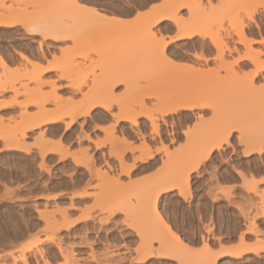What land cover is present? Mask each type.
Returning a JSON list of instances; mask_svg holds the SVG:
<instances>
[{
    "label": "rangeland",
    "instance_id": "374dc122",
    "mask_svg": "<svg viewBox=\"0 0 264 264\" xmlns=\"http://www.w3.org/2000/svg\"><path fill=\"white\" fill-rule=\"evenodd\" d=\"M59 1L61 2L62 0H5V2L12 5V7H0V12L3 13V15L7 16L12 14L15 17L22 19L21 21H25L29 24H37L36 26H38V24H45L46 22H49V25L53 22L54 24H56L55 22H59L58 24L63 23L62 25L60 24V26L65 28L66 26L69 27L74 25V27H71L73 28V38L60 41L45 38L41 34H30L21 24L11 28L0 27V51L6 58L9 66V69L7 68L8 71L7 69L4 70L3 68H0V85L3 86V84L6 83V86H4L8 88L7 90L1 91L0 103H8L10 101L13 103L15 102L11 108L2 109L3 111L0 110L2 113H0V117L2 116V118H0V135L5 137L13 136L17 139L19 137L20 141H26L31 147V151L28 153L6 149L4 146L6 142L3 139H0V233L6 231L9 235H14L16 230L21 227L24 228L26 225H33V223L37 225H35L36 227H34L26 237L15 242V244L7 246L6 248L0 247L2 250H0V264H24L21 260L14 263L15 261L13 257H5L4 255L9 251L11 252V250L14 251L16 255H19L18 252L24 244L31 243L37 239H40L43 242L34 246L32 252H36L38 249H43L47 254L56 251L57 255L52 259L56 261V264H113V262L114 264H133L134 260L135 264H141V262L137 261V258L142 255L141 250L144 249V245L146 246L147 243H150L153 240L152 245L156 251V248L158 247L159 249L161 243L160 241H157V239H153L149 232L147 233L145 230L143 232H136V230L133 229L134 227L131 225L132 221L138 223L137 225L140 227L143 224L142 222H146V216L142 215V213L138 215L139 217L134 214L135 212L131 214V211L135 210L133 207L138 206L140 201L142 204V199L144 198L142 195L147 191L153 192L154 189L151 190L153 185V188L157 185L162 188L159 183H162V186L166 187L164 184L165 182H168L171 189L179 188L178 186L182 183V180H184L183 177H186L187 175L184 173H188L190 168V166H186L187 169L183 164H191L193 161L195 162V160H197V157L199 159L207 147L210 146V140L212 141L213 137L217 136V133L220 134H218V136H224V133L234 126L238 130L233 132L232 135L235 136L237 141H242V144H233L231 139H229L228 147H230L232 151H228L226 155L224 153L219 154L218 156L212 154L209 160L207 159L203 162L200 167L206 164L217 166L224 163L234 166L248 165L253 168L256 167L257 169H264V159H262L264 153H258L255 148L262 146L264 149V90H261L255 84L256 75L254 74L253 76L252 74L257 70L256 65L264 62V46L261 44L262 40L256 41L254 38L249 37L250 30L248 29L249 27H256L260 34H262L261 39L264 38V28L261 27L262 22H264V13L261 14V11L264 12V0H216L212 6H206L207 0H196L195 4L192 5L187 2L185 5H189L187 7V11H189L188 17L184 16L185 9L183 6L185 5H182V7L180 6L177 10V15L184 17V19L186 18L185 20L187 21L191 20V17L192 20L197 18L196 25H199V29L201 30L199 34L194 36L196 38L189 40L186 43L171 46L172 51L170 54L172 55V63L166 62L158 52L152 53L153 49L156 47L154 44L159 46V43H162V41L152 42V40L157 34H165V32L169 33L173 30V27H178L173 21L167 20L165 24H163V26H167L166 31H164L163 27L160 28V26H154L151 29V32H154L155 35H152L149 30H145L144 27H142V29L147 32L142 31L140 28L138 29V26L140 25H136V29L140 30L142 33H138L136 30V33L133 32V37L138 34L136 36L137 38H133L129 35L131 30L129 33L126 31L123 32V34H118V32L122 33L119 29L124 28V26H126L127 29V25H129L128 28H130L132 27L130 26L131 24L136 23L132 22L131 24H125L119 29H117L115 25H111L115 27L116 30L109 25L110 22L107 24L106 22L104 23L94 20L91 12L86 13L83 9L84 12H76L80 9L75 6L72 8L71 5H68L69 3L64 5L65 0L61 3ZM198 1H200V4ZM165 2L164 5H168L165 10L171 9V5L169 4L173 5V1H169V4H167L168 0ZM178 2H174L176 7L181 3ZM97 3V0H90L89 6L96 7ZM224 4H228L230 7L223 11L224 7H226ZM75 8H77V10H75ZM174 8L175 7H173V10H175ZM192 8L194 11H199L198 14H196L197 12H194ZM97 9L101 12H106L99 8ZM69 10L75 13V16L77 15L78 20H75L76 17L75 19L72 17L74 14H71ZM200 13L201 17H198L200 16ZM89 14L91 16H89ZM195 15L197 17H195ZM135 19L131 21L136 22ZM147 21L143 23V26L146 28L149 25H147ZM137 24L139 23L137 22ZM185 24L186 27L189 26L188 23ZM68 27V30L71 29ZM241 27H244V32L247 38L253 39L254 42H252V44L249 45V43H244L241 39L240 32H236V29H241ZM132 29L134 30L135 27H132ZM178 31H180L179 27ZM128 35L131 38L128 37V39H126ZM214 38L223 39L225 44L223 50L222 48L218 49L215 47L212 42ZM75 39L78 40V43ZM69 40H71V44L68 43ZM40 43H42L43 50L40 49ZM77 44H79V46H76ZM107 50L109 53L106 55L103 52L107 53ZM220 50L224 51V55L221 54L222 51L219 52ZM18 52H24L34 62L37 61L38 64H41V66L47 67V65L49 66L50 63H52L54 67H52L53 69L45 71L43 74L38 70H34V72L32 69L34 66L31 64L27 65L21 59ZM82 52H84V56H82ZM86 53H89V55ZM236 54L237 56H235ZM247 54H253V59H247L254 65V69L249 72L244 70V65H242L241 61L234 63L238 57ZM173 57H175V59H173ZM176 61L178 64H175ZM17 67H19V70L15 71L14 68ZM10 68L12 70H10ZM109 68H111L112 72H116L114 77L118 74V79L121 78L120 81L124 80L122 82L135 91L132 93H123L124 96L123 94H116L113 91H111L113 93L107 91V94L103 93L102 95L101 90L104 88V90H109L108 83L110 82L107 81L112 80L109 79L110 77L106 76L107 74L105 75L107 71H110L108 70ZM27 71L31 74L30 76L26 73ZM30 71H33L36 76L40 73V77L43 81H53V83L55 82L56 84L53 85L48 82L49 84H44L42 86L37 83L34 78L36 76L34 74L32 75ZM117 72H120L121 74ZM103 73L109 80L103 76L100 78ZM124 73L126 76H124ZM185 74H190V77H187L188 79L182 84L179 83L177 87L172 86L171 83L175 76L180 77ZM32 76L34 77L31 78ZM102 81L106 82V84ZM99 83L108 87H104ZM11 85H15L20 93L10 90ZM87 86L88 94H80L78 92L66 93L67 89L78 91ZM139 86L145 87L139 89ZM255 89L257 90L255 91ZM172 90L173 92L170 94ZM137 91L139 92L137 93ZM151 91L153 93H151ZM169 95H173V99L177 97H180L181 99V96H184V99L185 97L188 99V103L208 102L211 103L212 106L208 104L205 109L196 108L193 111L183 110L174 113L173 118H169V116L173 114H162L159 110L162 111L163 107L160 105V101H158L160 98L157 99V96L168 97ZM58 96L61 98L59 97L60 99H58ZM102 98L105 99V101L108 99L107 101L112 103L109 111L112 113V116L114 115L113 123H116V125L114 124L115 129L114 131L112 130L113 132L111 133L109 132L111 131L109 129H113L111 127L113 123L108 127H101L98 123L101 121L100 118L102 113L100 110L96 111L94 109L89 116H79L74 124L68 129H66V122L71 120V117L66 115L63 121L45 126L46 128L43 126V129H33L28 131L25 138L21 134L24 127L28 124V120L29 124L39 121V113L43 109L46 111H57L65 107L66 110H69L70 108L68 109V107H71L72 105L75 107L80 104L81 108L79 107V110L82 111L81 109H85V106H87L86 104L89 101L101 102ZM178 98L177 100H179ZM251 98H255V101H251ZM140 104L145 105L147 111H149L148 108H152L150 112L153 110L152 114L156 120L157 114H159V120H157V122L160 124V132L157 133L154 131L151 122L145 118H141L138 125H132L129 121H120V123H128L130 129L136 135V138H141V141L138 143L137 140L132 141L124 135L119 136L118 127L120 123L118 122L117 124L116 122V114L120 112L122 106L124 108L133 107V109L140 110ZM114 107L117 109H114ZM186 113L189 114V119L184 121L183 118H185ZM33 115H36L35 118ZM198 117H203V119L199 120V123H197ZM189 120L192 121L191 125L188 124ZM145 121L148 123L147 125L150 126V135H146V133L142 131L141 125ZM161 122H163V124ZM181 125L183 126L181 127ZM20 126H24L22 127L23 129H21ZM50 128H52V131ZM189 128L191 131L187 136H184L185 131ZM100 129L104 131L103 137H101ZM39 130L50 131L49 133L51 134L48 133V137L54 142V145H52L53 151L49 152L44 157L48 170L43 169L40 166L43 162V157L41 156V150L36 144ZM220 131H223V133L221 134ZM61 139L64 145V150L60 149L59 145H56V141L58 142ZM105 139L109 141L107 142ZM173 139L177 142L175 146L173 145ZM251 139L254 141L253 145ZM99 140H105L106 142L101 144V147H98L96 142ZM118 140L121 141L119 142ZM125 140L128 141V144L122 145ZM247 141H249L250 148ZM142 142L145 144L147 143L154 154L153 158L150 159L156 158V161H154L151 166L160 165V168L156 173L147 176L148 178L143 177L133 179V169L130 171V174H127L124 170L137 162L135 161V158L144 155L141 151L144 152L146 149L144 144L141 145ZM115 144L122 145L120 152H125L124 154L122 153L123 161L125 165H128H126L124 170L123 167L125 165L122 166L120 164L121 161L120 159L118 160L119 157L115 154H111V151L113 150L112 147H114ZM126 145L128 146L127 149ZM251 145L252 147L256 146L252 148ZM129 146L139 147H135L136 149H133L132 147L131 149ZM241 148L242 153L245 156L253 154V156L248 159L251 161L244 163V161L235 159V155ZM85 149H88V154L94 157V164H91L92 166L90 165L89 168L86 166L87 163H83V161L86 162L84 156H81V151H84ZM250 149H253V151L248 154L247 150L249 151ZM221 150L222 149H218L216 151ZM128 153L134 155L132 163H129L126 159ZM200 153L201 155L198 156ZM62 154H67L66 158L61 159ZM82 157L84 160L82 159L83 161L81 160L80 164L79 159ZM146 157V155L143 156V158L141 157V160L149 159ZM139 160L140 158L138 161ZM114 161H117L121 166V173L118 175L119 178L118 176H115V174V178L113 177V171H115ZM72 164L76 167H80V173L73 168ZM99 167L103 170H101L102 172L106 171L109 174L107 178L110 180L113 179L116 183L118 181L125 182L123 178L128 177L129 182H125V184L127 185L131 183L130 185L134 186L137 182L135 186L138 187H134L135 192L130 190L133 187H128L130 191L127 188H123V190L121 189L123 192L121 190H114V194H118H115L116 197L113 195L115 201L112 198L113 193L110 194V192L106 191L110 196L108 198L106 197L107 199H103L102 196L99 195H104L105 189H103V192L102 183L107 182V179L103 182V177L101 179V177L97 175L95 171L100 169ZM106 168H108V170ZM67 175H69L72 180L74 178H79L81 181H86L84 189L87 192L89 191L88 193H91L90 196L86 198L87 204L84 205V207L78 205L75 199L76 197H79L78 195L81 191L74 192V195L70 197L68 196L70 194L68 189L62 188V185H55L64 181L63 177H66ZM244 175L246 174L242 173L244 178L242 187L245 193H236V191L231 188L220 190L219 193L228 198L246 196L249 198L254 197L258 200L256 202H251L252 206L250 208L252 211L253 209H256L257 211L255 213L240 207L245 221L242 222L244 231L241 235L244 239L240 237L239 244L242 245L244 241L245 244L254 249H263L261 247H264V227H262L264 222L259 221V219L260 217H264V196L261 195V193H264V187H261L260 180H256L253 174L251 175V179H248V176ZM116 177L118 180H115ZM179 179H181V181ZM113 180L110 182H114ZM137 180L140 181L138 182ZM132 181H134V185L132 184ZM100 184L101 186H99ZM189 186L191 188V193L186 196L187 198H191L193 194L192 172H190ZM100 187L101 189H99ZM84 189L82 192H84ZM100 190L102 191L101 193H99ZM159 190L157 189V191ZM94 192H96V194ZM123 193L127 194V196L123 195ZM120 194L124 197H119ZM161 195L162 193L158 196V203L160 207L161 204L164 207V209L161 208L162 212L166 214L164 211L166 205H169V207L175 211L174 208L180 204L177 197L163 199ZM215 196L217 197V195ZM100 197L104 200L103 203L105 206L101 204L102 200ZM140 197L142 199H140ZM138 199H140V201H138ZM107 200L113 201H109L113 204H108L109 202ZM105 202H107V204H105ZM66 206L68 208H66ZM88 207H90L91 210L89 209L88 216L83 219L92 227L80 231L78 234L77 230H73L74 226L78 223H75L70 229L67 228L66 225H63L65 224L63 208H66V215L71 220L75 219L72 216L75 211L81 212L79 217L83 214L86 215L83 212L84 209ZM93 207H95V209ZM44 208H48L50 211L55 209L53 211L55 212V215L52 214L50 220L40 217L37 209L44 210ZM58 208L63 210L61 211ZM117 209H121L122 211H117ZM133 215L136 217L134 218ZM55 219L57 220L58 227H56V223L54 224L53 222ZM125 220H127V225L125 224ZM128 225H131V227ZM103 226H106V228H111L113 226L115 228V233L113 234L118 236L123 243L114 244L110 241H106L107 243H105L104 246L106 245L107 248H104L103 250L97 248V244L101 243L99 240L103 239L101 237ZM143 226L145 225L143 224L142 227ZM211 230L212 229L210 228L209 231ZM107 234L109 237L113 235L110 231ZM51 239L55 240L52 241ZM147 239L149 240L146 243ZM90 241L92 243H88ZM134 243L139 245L138 252L131 247ZM59 247L63 248L65 256L61 254L59 250L61 248ZM69 250L70 252H68ZM46 258L48 257L46 256ZM41 259L42 257H40L38 261L40 264H44L45 257L44 260ZM207 261L210 262V260ZM145 262H143V264H147V262ZM49 263L51 264V262ZM203 263L206 264L205 262ZM175 264H179V262L176 260ZM217 264H219L218 260ZM228 264H264V252H261L259 255L251 253L240 259L230 257Z\"/></svg>",
    "mask_w": 264,
    "mask_h": 264
},
{
    "label": "bare ground",
    "instance_id": "6f19581e",
    "mask_svg": "<svg viewBox=\"0 0 264 264\" xmlns=\"http://www.w3.org/2000/svg\"><path fill=\"white\" fill-rule=\"evenodd\" d=\"M63 2H64V0H62ZM61 1V2H62ZM172 2L173 1V5L172 4H169L170 2ZM181 2V3H179V2ZM168 0V2H167V4H169V5H171L170 6V8L172 9H166L165 10V8H166V6H168V5H163V6H165V7H163L162 5H159V6H161V8H160V12H159V9L157 10V9H154L155 11H153V9L151 10V12H149L148 14H144V15H139V16H137L138 18L137 19H135L136 20V22L134 21V23H136V24H131V22L132 21H130V26H132V27H135V29L133 30L132 29V27H130V28H128V26L129 25H127V29H126V26H124V24L127 22V23H129V21H126L124 18H122V17H120V16H117V15H108V13L106 14V13H103V12H101L100 10H98L97 9V11H100L101 12V15L100 16H97L96 14H95V12H93L92 11V8H96V7H91V6H87V7H85V8H80V7H77V3H78V0H65V2H66V4H65V2H64V5H67L68 3V5L70 6L71 5V7L73 8V6H75V7H77V8H79L78 10L79 11H76V12H84L83 10H85V12L86 13H89V12H91L93 15H92V17H94V20H98V22L100 21V22H106L107 24L109 23V25L111 26V25H115L116 26V28L117 29H119V28H122L123 26H124V28H122V29H119V30H121L122 31V33H120V32H118V34H123V32H128L129 33V31L131 30V33H129V35L130 36H132L133 37V32H135L136 33V30L138 31V33L140 32V30H138L139 28L142 30V31H145L146 29H147V31L149 30L150 32L152 31L151 29L154 27V26H156V25H159L160 23H162L163 21H165V20H171V21H173L178 27H180L182 30H181V33H179L175 38H172L171 39V41H175L176 39H189V38H192V37H194L195 35H197V34H199L200 33V30L201 29H199V25H196V21H197V18L196 19H193L192 20V17H191V20H189V21H187V20H185L184 19V17H181V16H179V15H177V10L179 9V7L181 6L182 7V5H185V4H187V2H189L191 5L192 4H195V2H196V0ZM201 1V0H200ZM200 1H198L199 2V4H200ZM60 2V1H59ZM60 2V3H61ZM174 2H178L179 3V6L178 7H176V5H175V3ZM193 2V3H192ZM197 2V3H198ZM166 3V2H165ZM63 4V3H62ZM177 4V3H176ZM178 5V4H177ZM198 5V4H197ZM224 5H226V4H224ZM158 6V7H159ZM189 6V5H188ZM187 6V7H188ZM228 6V7H227ZM173 7H175L174 9L175 10H173ZM197 7H199V6H197ZM230 6L227 4L226 5V7H224V9H223V11L226 9L227 10V8H229ZM77 8H75V10H77ZM168 8V7H167ZM189 8H191V7H189ZM194 8V7H193ZM192 8V9H193ZM83 9V10H82ZM162 9V10H161ZM82 10V11H81ZM190 10V9H189ZM199 10V9H198ZM88 11V12H87ZM153 11V12H152ZM193 11H194V9H193ZM192 11V12H193ZM69 12L71 13V14H74L72 17H74V19H75V17H76V19L75 20H78L77 19V15L75 16V13H73L71 10H69ZM194 12H197L196 14H198V12L199 11H194ZM77 14H79V13H77ZM203 14V13H202ZM105 15L108 17V18H105ZM200 16H198V17H201V13L199 14ZM204 15V14H203ZM202 15V16H203ZM89 16H91L90 14H89ZM144 16V17H143ZM194 16V15H193ZM195 17H197L196 15H195ZM194 17V18H195ZM90 18V17H89ZM114 18V19H113ZM147 18V19H146ZM149 19H150V22H149ZM22 19H20V18H18V17H15L14 15H12V14H10V15H7V16H5V15H3V13H1L0 12V27H3V28H11V27H14V26H16V25H22V26H24L26 29H27V32L28 33H30V34H41V35H43L45 38H51V39H53V40H55V41H60V40H67V39H69V38H73V36L74 35H72L73 33V28H71L72 26L74 27V25H72V26H66V28L65 27H61L60 26V24H58L57 22H55L56 24H54V22L53 23H50V25H49V22H46V23H48V24H38V26H36L35 24H29V23H27V22H23V21H21ZM61 20V19H60ZM93 20V21H94ZM134 20V19H133ZM148 20V21H147ZM92 21V22H93ZM148 22L147 23V28L145 27V26H143L144 24V22ZM192 21V22H191ZM137 22L139 23V24H137ZM201 22V21H200ZM185 23H188V25L189 26H185L186 24ZM192 23V24H191ZM52 24V25H51ZM63 24V23H62ZM61 24V25H62ZM136 25H140V26H138V29H136ZM65 26V25H64ZM109 26V27H110ZM113 26H111V27H113ZM67 27L68 28H71V29H67ZM142 27H144V29H142ZM33 28H35L36 30L35 31H30L29 29H33ZM114 29H116L115 27H113ZM67 29V30H66ZM113 29V30H114ZM116 29V30H117ZM124 29V30H123ZM129 29V30H128ZM76 30V29H75ZM112 30V29H111ZM147 31H145V32H147ZM236 32L237 33H239L240 32V35H241V39H242V41L244 42V43H249V45L250 44H252V42H254L253 41V39H249V38H247V36L245 35V32H244V27H241V29H236ZM116 33V32H115ZM140 33H142V32H140ZM152 33V35H155L154 34V32H151ZM160 33V32H159ZM129 35L127 36V38L126 39H128V37H129ZM138 35V34H137ZM137 35H135L133 38H135ZM154 37V36H153ZM129 38H131V37H129ZM137 38V37H136ZM154 39H155V37H154ZM152 40V42L153 41H155V40ZM262 41H264V38H262L261 39ZM75 41L78 43V40L77 39H75ZM212 42H213V44L215 45V47H217L218 49H221L222 48V50L224 49V41H223V39L222 38H217V39H213L212 40ZM154 43H156V42H154ZM76 46H79V44H77ZM154 46H156L154 49H153V51H152V53H155L156 52V48L158 47V45L157 44H154ZM122 47V46H121ZM117 48V47H116ZM40 49L41 50H43V46H42V43H40ZM113 49H115V48H113ZM106 50V49H105ZM104 50V51H105ZM222 50H220L219 52H221ZM86 52H88V51H86ZM19 53V56L21 57V59L27 64V65H29V64H31V65H33L34 67L32 68L33 69V71L35 70H38V71H40V73L41 74H43L45 71H48V70H50V69H53L52 67H54V65L52 64V63H50V67L47 65V67H44V66H41V64H38V62L37 61H33L27 54H25L24 52H18ZM83 53V55L82 56H84V52H82ZM81 53V54H82ZM104 54H108L109 52H108V50H107V53H105V52H103ZM87 54V53H86ZM221 54L222 55H224V51H222L221 52ZM87 55H89V53L87 54ZM172 55L169 53L168 54V56H167V58H165L164 56H162L163 58H164V60H166V62H168V63H172V57H171ZM198 56V55H197ZM253 59V54H247V55H243V56H240V57H238L237 59H236V61L234 62V63H238L240 60H242V59ZM256 60V59H255ZM174 64V63H173ZM175 64H178L177 63V61L175 62ZM53 65V66H52ZM106 65V64H105ZM113 66V65H112ZM9 66H8V62H7V60H6V58L4 57V55L1 53V51H0V68H3L4 70L5 69H7ZM57 67V66H56ZM62 67V66H61ZM64 67V66H63ZM9 69V68H8ZM8 69H7V71H8ZM256 71H255V73L257 72V71H261V70H264V62H261V63H258L257 65H256ZM1 70V69H0ZM10 70H12L11 68H10ZM14 70L16 71H18L19 70V67H17V68H14ZM13 70V71H14ZM108 70H110V71H107L106 73H105V75L107 76V77H110L109 79H111V76H113V75H116V72H112V70H111V68H109ZM33 71H30V73H32V75L34 74L33 73ZM34 71V72H35ZM105 71V70H104ZM29 71H27L26 73H28ZM40 73H38V77L36 76V74H34L36 77H34V76H32L31 78H35V80L37 81V83L38 84H40V85H44V84H49L48 82H50V81H43L42 79H41V77H40ZM117 73H120V72H117ZM255 73H252L253 74V76H254V74ZM9 74H10V72H9ZM29 74V73H28ZM121 74V73H120ZM25 75V74H24ZM31 74H29V76H30ZM27 76V75H26ZM102 76L103 77H106V76H104V73H103V75H101L100 76V78H102ZM117 76H119L118 74H117ZM124 76H126V74L124 73ZM106 77V78H107ZM121 77H122V75H121ZM187 77H190V74H188V75H183V76H175L174 77V80H172V86H176L177 87V85H179V83H183L184 81H186L188 78ZM113 79H114V77H112ZM127 78V77H126ZM108 79V78H107ZM107 79H106V81H107ZM108 79V80H109ZM120 79L121 78H117V80H110V81H107V82H110V83H108L109 84V90L108 91H110V93H113V92H111L112 90H110V89H112L113 87H115L116 85H118V84H120V83H122V81H124V80H122V81H120ZM34 80V79H33ZM102 80V79H101ZM104 80V79H103ZM99 81V80H98ZM105 81V80H104ZM104 81H102V82H104ZM5 82H7V81H5ZM9 82V81H8ZM4 83V82H3ZM6 83H4L3 84V86H1L0 87V93H1V91L2 90H7L8 88L7 87H5L6 85H5ZM50 84H56L55 82L53 83V81H51L50 82ZM99 84H102V83H99ZM104 84H106V82H104ZM107 84V85H108ZM180 84V85H181ZM5 85V86H4ZM103 85V84H102ZM27 86V85H26ZM98 86V85H97ZM104 86V85H103ZM106 86V85H105ZM104 86V87H105ZM40 87V86H39ZM96 87V86H95ZM106 87H108V86H106ZM110 87H112V88H110ZM93 88H94V86H93ZM98 88V87H97ZM40 89V88H39ZM96 89V88H95ZM105 89V88H104ZM10 90H13V91H15V92H19V90H18V88H16L15 87V85H11L10 86ZM27 90V89H26ZM25 90V91H26ZM100 90V89H99ZM257 89H255V91H256ZM28 91V90H27ZM55 91V90H54ZM94 91V90H93ZM97 91V90H96ZM95 91V92H96ZM106 91V90H105ZM53 92V91H52ZM139 91H137V93H138ZM145 92V91H144ZM148 92V91H147ZM172 92H173V90L171 91V93L170 94H172ZM20 93V92H19ZM57 93V92H56ZM55 93V94H56ZM93 93V92H92ZM106 93V92H105ZM108 93V92H107ZM106 93V94H107ZM129 93H132V92H129ZM136 93V92H135ZM150 93V92H149ZM151 93H153L152 91H151ZM156 93V92H155ZM179 93V92H178ZM180 93H183V92H180ZM186 93V92H185ZM88 94V93H87ZM95 94H97V93H95ZM86 95V94H85ZM84 95V96H85ZM102 95H103V93H102ZM105 95V94H104ZM120 95V94H119ZM152 95V94H151ZM156 95V94H155ZM118 96V95H117ZM123 96H124V94H123ZM148 96V95H147ZM150 96V95H149ZM158 96H159V94H158ZM157 96V99L158 98H160V100L158 99V101H160V105H162V107H163V109H162V111L161 110H159L162 114H164V115H170V114H174V113H178V112H180V111H183V110H195L196 108H202V109H205V108H207L206 106L209 104V105H211L212 106V104L211 103H208V102H206V103H188L187 102V98L185 97V99L181 96V99H180V97L178 98L179 100H177V98H175V99H173L174 97H172L171 95H169L168 97L166 96V97H158ZM179 96H180V94H179ZM60 96H58L57 98L58 99H60L59 98ZM116 97V96H115ZM109 98V97H108ZM121 98V97H120ZM172 98V99H171ZM84 99V98H83ZM82 99V100H83ZM87 99V98H86ZM126 99V98H125ZM124 99V100H125ZM252 99V98H251ZM81 100V101H82ZM103 100V101H102ZM108 100V99H107ZM105 101V99H101V102H88L86 105L87 106H85V109H81L82 111H80L79 110V107H80V104L79 105H77V106H75V107H73V105L71 106V107H68V109L69 110H66L65 109V107L63 108V109H59V110H48V111H46L45 109H43V110H41V112L39 113L40 114V116L39 115H37V116H39L38 118H39V121L38 122H36L35 121V123L33 122V124H29V120H28V124L24 127V126H22V127H24V129L21 127V129H23L22 131V135H23V137L25 138L26 136H27V132L28 131H30V130H33V129H43L42 127L44 126H48V125H52V124H54V123H57V122H60V121H63L64 120V117L66 116V115H68V116H70L71 117V120H69V121H67L66 122V129H68V128H70L73 124H74V122L76 121V119L79 117V116H89L91 113H92V111L95 109V107H97V106H99V105H103V106H105L106 108H108L109 110H110V108H111V105H112V103L111 102H109V101ZM110 100V99H109ZM127 100V99H126ZM190 100V99H189ZM255 101V98H253L251 101ZM80 101V102H81ZM84 101V100H83ZM82 101V102H83ZM100 101V100H99ZM120 101H121V99H120ZM119 101V102H120ZM122 101H123V99H122ZM173 101V102H172ZM191 102V101H190ZM15 103V102H14ZM14 103L12 102V101H10V102H5V103H0V110H2V109H9V108H11L13 105H14ZM75 103V102H74ZM82 106V105H81ZM141 109L140 110H136L135 108L133 109V107L132 108H129V107H121L120 108V112L118 113V114H116V117H117V120H116V122H117V124H118V122H120V121H129L132 125H138L139 124V120L141 119V118H145V119H147V120H149L150 122H151V125L153 126V129H154V131H156L157 133H159L160 132V124L157 122V120L155 119V117L153 116V114H152V111L150 112V110L152 109H149L148 108V110L149 111H147V109H145V105H141L140 104V106H139ZM160 107V106H159ZM62 108V107H61ZM81 108V107H80ZM47 109V108H46ZM177 109H179V111H177ZM45 110V111H44ZM79 110V111H78ZM3 111V110H2ZM1 113V112H0ZM2 114V113H1ZM115 114V113H114ZM186 116H185V118H183L184 119V121H187L188 119H189V114H185ZM34 116V115H33ZM36 116V115H35ZM35 116H34V118H35ZM114 116V115H113ZM32 117V116H31ZM0 118H2V116L0 117ZM164 119V118H163ZM182 119V120H183ZM32 120V119H31ZM116 125V123H113V125ZM24 125V124H23ZM111 126L113 129H109V130H111V131H109L110 133L111 132H113L114 131V129H115V125L114 126ZM182 127V126H181ZM46 128V127H45ZM49 128V127H48ZM56 128V127H55ZM52 128H50V130H51ZM48 130V129H47ZM113 130V131H112ZM238 129L237 128H235L234 126L231 128V129H229L227 132L229 133V137L233 134V132H235V131H237ZM41 130H39V136H37L38 138L36 139V144L38 145V147H39V149L41 150V153H42V157H43V162L40 164V166H41V168H43V169H46V170H48V167L46 166V163H45V160H44V157H45V155L46 154H48L49 152H52L53 150H52V145H54V142H53V140L52 139H50L49 137H48V135L49 134H51V133H49L48 131H46V130H42L41 132H40ZM52 131V130H51ZM58 131V130H57ZM107 131V130H106ZM221 132V131H220ZM17 133V132H16ZM49 133V134H48ZM109 133V134H110ZM223 133V131L221 132V134ZM14 134V133H13ZM12 134V135H13ZM55 134H57V133H55ZM116 134V133H115ZM218 134L219 133H217L216 135L217 136H215V137H213V143H212V141L210 140V146H208L207 147V149L204 151V153H202V155H201V153L198 155V156H200V158L198 159V157H197V160H195V162L193 161H191L190 163L191 164H189V163H185V164H183L184 165V167H186V166H190V168H189V171H188V173H184V171H183V173L186 175V177L184 178L183 177V179L184 180H182V183H180V185L178 186L179 187V190H180V194L181 195H183V196H188L190 193H191V191H190V186H189V183H190V172H192L193 170H195V169H197L203 162H205L207 159L209 160V158L211 157V155H212V153L215 151V150H218V149H220L219 147H216L215 149H213V145L214 144H217L218 143V141L221 139V138H223L224 136H218ZM11 135V136H12ZM114 135V134H113ZM220 135V134H219ZM117 136H118V134H117ZM116 136V137H117ZM120 136V135H119ZM52 137V136H51ZM114 137V136H113ZM115 137V138H116ZM0 139H3L6 143H5V148L6 149H11V150H15V151H22V152H30L31 150V147H30V145L26 142V141H20V139H19V137H18V139L16 138V137H5V136H3V135H0ZM118 139V138H117ZM106 140V139H105ZM99 140V141H97L96 142V144H97V146L98 147H101V144H104L106 141L108 142L109 140ZM111 140V139H110ZM116 140V139H115ZM174 140V139H173ZM253 139H251V141H252ZM119 141V140H118ZM121 141V140H120ZM119 141V142H120ZM68 142V141H67ZM124 143H122V145H125V144H128V141L127 140H125V141H123ZM146 142V141H145ZM248 143V146L250 145L249 144V141H247ZM253 142V143H252ZM252 142H250V143H252V145L254 144V141H252ZM56 145H59L60 146V149H63L64 150V145H63V142H62V139L61 140H59L58 142L56 141ZM212 143V144H211ZM142 144H144L145 145V149L146 150H144V152L143 151H141V153L142 154H144V155H141V157L143 158V156H147L146 158H153V156H154V154H153V152H152V150L150 149V147H149V145L146 143H144V142H142L141 143V145ZM257 144V143H256ZM122 145H120V144H115L114 145V147H112L113 148V150L111 151V154H115V155H117V157H119L118 158V160L120 159V161H121V165L123 166V165H125V163H124V161H123V154L125 153V152H120V148L122 147ZM129 145H130V143H129ZM252 145H251V147H252ZM258 145V144H257ZM69 146V145H68ZM256 146V145H255ZM255 146H253V147H255ZM127 145H126V149H127ZM133 147V149H136L137 147H139V146H132ZM132 147H130L129 146V148H131L132 149ZM136 147V148H135ZM252 147V148H253ZM111 148V149H112ZM249 148H250V146H249ZM256 149H257V151H258V153H262V149H263V147L261 146H259V147H255ZM66 149V148H65ZM125 149V150H126ZM83 150V149H82ZM123 150V149H122ZM61 151V150H60ZM68 151V150H67ZM253 151V149H250L249 151L247 150V152L248 153H251ZM256 151V150H255ZM82 152V153H81ZM80 153L82 154L81 156H84V159L86 160V162L85 161H83L84 159H83V157L82 158H78L79 160H80V164H81V160L83 161V163H87V168H89V166L91 165V164H94V157L93 156H91L90 154H88V149H85L84 151H81ZM71 153H72V151H71ZM123 153V154H122ZM169 153V152H168ZM247 154V153H246ZM66 155L67 154H62L61 155V159H64V158H66ZM70 155V154H69ZM172 155V154H171ZM170 155V156H171ZM81 156H79V157H81ZM140 156H138L137 158H135V161H138V159L140 158V160L142 159ZM51 159V158H50ZM55 159V158H54ZM77 159V158H76ZM192 159V158H191ZM194 159V158H193ZM139 160V161H140ZM171 160V159H170ZM170 160H168V161H170ZM54 161V160H53ZM101 161V160H100ZM56 163V162H55ZM78 163H79V161H78ZM67 164V163H66ZM69 165V164H68ZM84 165V164H83ZM126 165H128V164H126ZM126 165L123 167V170H124V168L126 167ZM135 165H136V163H133L131 166H129V167H127L124 171L125 172H127V174H130V171L135 167ZM92 166V165H91ZM100 168V167H99ZM182 168H183V166H182ZM187 168V167H186ZM112 169V168H111ZM188 169V168H187ZM186 169V170H187ZM102 169L100 168V169H98V170H96L95 172L97 173V175L98 176H100L101 177V179H102V177H103V179H102V181L103 182H105V179H107V182H105V183H102V191H103V189H105V192H104V195H102V194H100L99 196H102V198L103 199H105L106 197L108 198L110 195L108 194V193H106V191L107 192H110V194L111 193H113L112 194V198H113V200L115 201V194H117V193H115L114 194V192L115 191H120L121 189L123 190V188H127L128 189V187H130V188H132V189H130V190H133L134 191V187H138V186H135L136 184H137V182L135 183V185L133 184L134 183V181H132V184L134 185V186H131L130 184H125V182H122V181H118L117 183L114 181V182H110V181H112V180H110L109 178H107L108 176H109V174L106 172V171H104V172H102L101 171ZM182 170H184V169H182ZM60 172V171H59ZM68 172V171H67ZM104 173V174H103ZM108 174V175H107ZM159 174H161V173H159ZM157 175V174H156ZM244 176H246V175H244ZM99 177V178H100ZM113 177H114V174H113ZM115 178V177H114ZM118 178H119V176H118ZM148 178V177H147ZM146 178V179H147ZM150 178V177H149ZM72 179V178H71ZM145 179V178H144ZM152 179V178H151ZM182 179V178H181ZM181 179H179L180 181H181ZM74 180V179H73ZM115 180H118L117 179V177H116V179ZM148 180V179H147ZM146 180V181H147ZM153 180V179H152ZM138 181V180H137ZM140 181V180H139ZM138 181V182H139ZM158 181H159V179H158ZM179 181V182H180ZM108 182H110V183H108ZM155 182V181H154ZM161 182H165V181H161ZM156 183V182H155ZM154 183V184H155ZM167 183V184H166ZM157 184H158V182H157ZM156 184V185H157ZM159 184H161V187L162 188H160L158 185V187L156 186L155 188H153L154 187V185L152 186V188H151V190L152 189H154L153 190V192L152 191H147L144 195H142V196H144V198L142 199L141 197H140V199H142V204H141V201H140V199H138V201H140V206H139V204H138V206H139V208H138V206H135V207H133L135 210H132L131 211V214L132 213H134L135 215H139V214H141L142 213V215H145L146 216V222L144 223V222H142L145 226H143L142 227V225H141V227L139 226V225H137L138 223H134V221H132L131 223V225H133V229L134 230H136V232L137 231H139V232H143L144 230L145 231H147V233L149 232V234L153 237V239H157V241H160V243H161V246L159 247V249H158V247L156 248L157 250L155 251L154 250V247H153V245H152V241L150 242V243H147L148 242V240L149 239H147V241H146V246L144 245V249L143 248H141V249H143V250H141L142 251V255L140 256V257H138L136 260L138 261V262H141L142 260H143V262H147L148 260H150V259H153L151 256H147L146 255V253H150V252H156V253H160V252H165V253H168L169 254V256L171 257V256H175L176 257V260L179 262V264H201V263H203V262H205L206 264H217V259H218V257L219 256H221L223 253H227V254H230L231 255V257H233V258H236V259H240V258H243V257H245V256H247V255H249V254H251V253H256V254H260L261 252H264V247H261V248H263V249H254L253 247H250V246H248L247 244H245L244 243V241H243V243H242V245H240V246H232V247H226V248H224V249H221L220 251H215L211 246H210V244H209V242H207V247H205L204 246V249H195L193 246H191L190 245V243L188 242V241H186V239L182 236V234L181 233H179V232H177L175 229H174V226H173V224H172V222L170 221V220H168L166 217H165V215H164V213L162 212V210H161V208H160V206H159V203H158V196L162 193V192H165V191H168L169 189H171L170 188V185H168V182H165V184L164 185H166V187H164V186H162V183H159ZM52 185V184H51ZM151 185V184H150ZM168 185V186H167ZM32 186V185H31ZM97 186V185H96ZM99 186H101V184L99 185ZM98 186V187H99ZM144 186V185H143ZM150 187V186H149ZM29 188V187H28ZM58 188V187H57ZM50 189V188H49ZM99 189H101V187L99 188ZM140 189V188H139ZM138 189V190H139ZM150 189V188H149ZM157 189L159 190V191H157ZM115 190V191H114ZM121 190V191H122ZM129 190V189H128ZM129 190V191H130ZM135 190H136V188H135ZM147 190V189H146ZM101 190L99 191V193H101L102 192ZM112 191V192H111ZM133 191H131V192H133ZM155 191V192H154ZM82 192V191H81ZM89 192V191H88ZM87 191H85V189H84V192H82V193H78L79 195V197H82V198H87V197H89L90 196V193H88ZM123 192V191H122ZM125 192V191H124ZM135 192V191H134ZM95 194H96V192H94ZM121 193V192H120ZM128 193H130V192H128ZM137 193V192H136ZM30 194H31V192H30ZM94 194V195H95ZM50 195V194H49ZM57 195V194H56ZM74 195V194H73ZM113 195L115 196V197H113ZM118 195V194H117ZM123 195H126L127 196V194H124L123 193ZM123 195H119V197L120 196H123ZM140 195V194H139ZM96 196V195H95ZM54 197V196H53ZM119 197H117V198H119ZM124 197V196H123ZM138 197V196H137ZM48 198V197H47ZM101 198V197H100ZM101 198V200H102V203L101 202H98V203H101L103 206H105L104 205V203H103V199ZM106 198V199H107ZM122 198V197H121ZM187 198V197H186ZM99 200V199H98ZM112 200V199H111ZM111 200H109L110 202H113V201H111ZM117 200V199H116ZM123 200V199H122ZM92 201H94V200H92ZM100 201V200H99ZM108 201V200H107ZM108 201V202H109ZM125 201V200H124ZM132 201V200H131ZM137 201V202H138ZM63 202V201H62ZM108 203V204H113V203ZM34 203H35V201H34ZM55 203V202H54ZM94 203V202H93ZM96 204V203H95ZM105 204H107V202H105ZM133 204V203H132ZM62 205V204H61ZM67 205V204H66ZM100 205V204H99ZM137 205V204H136ZM77 206V205H76ZM117 206V205H116ZM129 206V205H128ZM65 207V206H64ZM84 207V206H83ZM99 207V206H98ZM110 207V206H109ZM119 207V206H118ZM121 207V206H120ZM60 208H61V206H60ZM60 208H58V209H60ZM66 208H68L67 206H66ZM66 208H63L62 210L64 211L63 212V214H65L64 216V222H65V224H63V225H66V227L67 228H69L70 229V227L71 226H73L75 223H77L78 222V220L80 219H76L75 218V220H70L69 218H68V216L66 215L67 213V211H65V209ZM94 209H95V207H93ZM122 208H123V206H122ZM57 209V208H56ZM89 209H90V207H88V208H85L84 209V212L83 213H85L86 215H82V217L81 218H85V217H87L88 216V211H89ZM101 209H102V207H101ZM104 209H105V207H104ZM124 209V208H123ZM129 209V208H128ZM136 209H138V210H140V211H138V210H136ZM38 210V213L40 214V217H42V218H46V219H48V220H50L51 219V217H52V214L53 215H55L54 213L55 212H53L54 210L52 209V211H50V210H48V208H44V210H42V209H37ZM61 210V209H60ZM61 210V211H62ZM91 210V209H90ZM99 210V209H98ZM112 210V209H111ZM57 212V211H56ZM69 213V212H68ZM125 213H126V211H125ZM137 213V214H136ZM128 216V215H127ZM133 217L135 218L136 216H134L133 215ZM139 217V216H138ZM101 218V217H100ZM140 219V218H139ZM138 219V220H139ZM82 220V219H81ZM93 220V219H92ZM148 220H149V222H148ZM95 221V220H94ZM144 221V220H143ZM54 224L56 225V227H58V224H57V220L55 219L54 221ZM104 223V222H103ZM37 224H38V222H37ZM83 224V223H82ZM135 224V225H134ZM36 224H34L33 223V225H26L24 228L23 227H21L20 229H18V230H16V232H15V234L14 235H9L6 231H3V232H1L0 233V247H7V246H10V245H13V244H15V242H18V241H20L21 239H23L24 237H26L30 232H31V230L34 228V227H36L35 226ZM117 225V224H116ZM137 225V226H136ZM257 225V224H256ZM139 226V227H138ZM20 227V226H19ZM113 227V226H112ZM85 228V227H84ZM118 231H119V229H118ZM74 233V232H73ZM146 233V234H147ZM79 234V233H78ZM128 234V233H127ZM254 234V233H253ZM72 235V234H71ZM102 236V235H101ZM52 238H54V237H52ZM241 238H243L242 236H241ZM104 239V238H103ZM132 239V238H131ZM244 239V238H243ZM242 239V240H243ZM52 240V239H51ZM55 240V239H54ZM54 240H52V241H54ZM69 240V239H68ZM133 240V239H132ZM41 242H43L42 240H36V241H33V242H31V243H26V244H24L23 246H22V248L19 250V255H16V253L14 252V251H12L11 250V252L9 251L6 255H4L5 257L6 256H11V257H13L14 258V263H17V261L19 260H21L22 261V263H24L25 264V261H29V262H31V261H38L39 260V258L40 257H42V259L44 260V257H45V260L44 261H49V256L51 255V257H52V259H54L55 257H56V251H52V253H48L47 254V252L46 251H44L43 249H38V251L36 250V252H32V249L34 248V246H36L37 244H39V243H41ZM77 242V241H76ZM88 243H92L91 241L90 242H88ZM107 243V242H106ZM121 243V242H120ZM159 243V244H160ZM82 244V243H81ZM109 244V243H108ZM117 244V243H116ZM130 244V243H129ZM144 244V243H143ZM204 244H205V242H204ZM2 245V246H1ZM91 245V244H90ZM122 245V244H121ZM61 246V245H60ZM111 246H113V245H111ZM124 246V245H123ZM64 247V246H63ZM70 247V246H69ZM196 247V246H195ZM59 248H61V247H59ZM75 248V247H74ZM203 248V247H202ZM209 248H211L212 250L211 251H209L208 249ZM68 249V248H67ZM1 250V249H0ZM51 250V249H50ZM60 250V252H61V254L62 255H64L65 256V253H64V250H63V248H61V249H59ZM58 250V251H59ZM95 250V249H94ZM103 250V249H102ZM2 251V250H1ZM5 251V250H4ZM48 251V250H47ZM82 251V250H81ZM85 251H86V249H85ZM98 251V250H97ZM51 252V251H50ZM59 252V253H60ZM68 252H70V250L68 251ZM73 252V251H72ZM119 252V251H118ZM94 253H96V252H94ZM93 254V253H92ZM102 254V253H101ZM108 254V253H107ZM117 254V253H116ZM2 255V254H1ZM108 255H110V254H108ZM46 256L48 257V258H46ZM68 256V255H67ZM72 256H73V254H72ZM99 256V255H98ZM112 256H114V255H112ZM120 256H122V255H120ZM70 257V256H69ZM108 257V256H107ZM111 257V256H110ZM123 257H124V255H123ZM123 257H119V258H123ZM130 257V256H129ZM128 257V258H129ZM94 258V257H93ZM98 258V257H97ZM96 258V259H97ZM109 258V257H108ZM119 258H118V260H119ZM157 258H159V257H157ZM41 259V260H42ZM47 259V260H46ZM89 259V258H88ZM92 259V258H91ZM107 259V258H106ZM114 259V258H113ZM93 260V259H92ZM108 260V259H107ZM112 260V259H111ZM116 260V259H115ZM123 260V259H122ZM207 260H210V262L209 261H207ZM50 262V261H49ZM101 262V261H100ZM106 262V261H105ZM111 262H113V261H111ZM110 262V263H111ZM117 262V261H116ZM145 262V263H146ZM104 263V262H103ZM50 264V263H49ZM78 264V263H77ZM108 264V263H107ZM204 264V263H203Z\"/></svg>",
    "mask_w": 264,
    "mask_h": 264
},
{
    "label": "crops",
    "instance_id": "0c3cea01",
    "mask_svg": "<svg viewBox=\"0 0 264 264\" xmlns=\"http://www.w3.org/2000/svg\"><path fill=\"white\" fill-rule=\"evenodd\" d=\"M166 0H154L156 3V7L152 8V5L149 3V0H139L141 4H148V9L145 11L144 9L137 8L136 12H142L145 14H148L153 11L154 9H159L161 6L164 5ZM98 2V0H97ZM216 2V0L214 1ZM129 4V0H123V4L119 2H113V0H99V9L106 11L103 13H108V15H117L122 18H124L126 21H131L135 19L137 16L135 13L133 15L129 16V11H131V6L125 7ZM162 5V6H163ZM89 6V5H88ZM159 6V7H158ZM94 7V6H91ZM164 7V6H163ZM157 9V10H158ZM162 10V9H161ZM152 11V12H153ZM161 13V12H160ZM264 12L261 11V14ZM144 15V14H142ZM189 11L184 12V16L188 17ZM138 18V17H137ZM136 18V19H137ZM125 23V24H130ZM167 20L163 21L157 26L165 24ZM134 22V21H132ZM131 22V23H132ZM124 24V25H125ZM180 28V27H179ZM164 31H166L167 26H163ZM250 30L249 37L254 38L256 41H260L262 34L257 30L256 27H249ZM178 27H173V30L169 33L165 32L164 35L168 36L171 41L172 38H175L179 33ZM196 36V35H195ZM196 37H192L189 39H176L175 41H171L170 46L178 45L180 43H186L189 40H192ZM258 47V46H256ZM237 56V54L235 55ZM242 65H244V70L249 72L254 69V65L250 62V60L242 59L240 60ZM260 71L255 73L256 80L260 79L261 81H264V77H261L259 75ZM113 76H111V79L113 80ZM118 76H115L114 79H117ZM255 80V84H256ZM257 85V84H256ZM145 86H139V89H143ZM112 88V87H110ZM116 94H123V93H129L134 92V89H130L127 85L124 84V82L116 85L111 89ZM108 90H101V93H105ZM72 93V92H78L80 94L87 93L88 92V86L85 87L82 90H71L67 89L66 93ZM114 109H117L114 107ZM96 111H101L102 115L100 118V123H98L101 127H108L110 124L113 123V116L112 113L109 111L108 108H106L103 105H99L95 107ZM124 121V120H123ZM120 123V122H119ZM148 123L145 121L142 125V131L146 133V135H150L149 130L150 126L147 125ZM101 137L104 136V131L101 130ZM119 135L120 136H126L130 140H137L139 143L141 141L140 137L136 138V135L133 133V131L130 129V125L125 122H121L118 127ZM237 141V140H236ZM230 148V147H229ZM232 151V150H231ZM224 150L216 151L215 155L218 156L219 154H223ZM252 153V152H251ZM213 154V153H212ZM250 154V153H248ZM253 154L250 155H244L242 153V148L239 150V152L235 155V159L244 161V163H247L249 157L251 158ZM126 159L129 163H132L134 160V155L131 153H128L126 156ZM156 161L155 159H143L136 162L135 167L133 168L132 173L134 174L133 179L136 178H143L147 177L151 174H154L157 172V170L160 168V165L151 166V164ZM115 165V171H113V174L115 176L120 175L121 173V166L117 161L113 162ZM73 165V164H72ZM73 168L76 169L79 172L80 167H76L73 165ZM108 170V168H106ZM260 168H253L248 165H238L234 166L231 164H219L217 166L215 165H203L199 166L197 169L192 171V197L186 198L185 196L180 194L179 188L175 189H169L168 191L162 192L161 197L163 199H167L170 197H177L180 204H178L174 209L169 207V205H166L165 207V217L170 220L174 226V229L181 233L182 236L190 243L191 246H193L195 249H204V242H209L210 246L215 251H220L221 249H224L226 247H232V246H240L241 244L239 239L242 235V232L244 231L242 222H244V217L241 212V208L243 207L245 210L252 211L250 208L252 206V201L256 202L257 199L249 198V197H234V198H228L224 196L223 194H220V190L224 189H234L236 193H245L243 190V183L244 178L242 176L243 174H246L248 176V179H251V175H254V178L256 180H261V178H264V172L261 171ZM194 177V178H193ZM65 183H68L67 186H63L62 188H66L69 190L70 194L68 196H72L74 192H80L84 189L86 185V181H81V179L74 178L75 180H72L69 175L66 177H63ZM124 181L127 183L129 182L128 177L123 178ZM56 185V184H55ZM57 186V185H56ZM57 188V187H54ZM81 193V192H80ZM217 195V197L215 196ZM78 205L83 207L87 204V199L82 197H76L75 198ZM165 201V200H164ZM70 202V201H69ZM92 202V201H91ZM89 202V203H91ZM162 209H164L163 205L161 204ZM161 209V210H162ZM257 210L253 209L252 213H255ZM164 213V212H163ZM81 215L80 211H75L72 216L74 218L79 219L78 224L74 226L73 230H77L78 233L80 231L86 230L90 226V224H87V221H85L83 218L79 217ZM79 217V218H78ZM123 217V216H122ZM82 219V220H81ZM75 220V219H72ZM99 220V219H96ZM85 221V222H84ZM259 221L264 222V217H260ZM83 223V224H82ZM85 227V228H84ZM99 228V226H98ZM212 229L209 231V229ZM103 233L102 238L99 240L97 244V248L104 249L107 248V246L104 244L106 241H110L112 243H123V241L116 236L115 234V228H106V226H103ZM114 235L108 236L109 231ZM243 237V236H242ZM235 239V240H232ZM196 246V247H195ZM203 247V248H202ZM230 254L223 253L221 256L218 257V263L219 264H228V261H230Z\"/></svg>",
    "mask_w": 264,
    "mask_h": 264
},
{
    "label": "snow or ice",
    "instance_id": "6c2138e0",
    "mask_svg": "<svg viewBox=\"0 0 264 264\" xmlns=\"http://www.w3.org/2000/svg\"><path fill=\"white\" fill-rule=\"evenodd\" d=\"M113 2H119V3L123 4V0H113ZM89 3H90V0H78L77 7L85 8L89 5ZM149 3L152 5V8H155L157 6L156 3L154 2V0H149ZM213 3H214V0H207L206 6H212ZM128 6H131V11H129V13H128L129 16L133 15V13H135L136 16L144 14L142 12H136L137 8L144 9L145 11L150 10V9H148V4H141L139 2V0H129V4L126 5L125 7L127 8ZM0 7H12V5L7 4L5 2V0H0ZM29 7H31V6H29ZM98 7H99V0H98V3L96 5V8H92V11L95 12V14L97 16H100L101 12L97 11ZM183 7H184L185 11L188 10L186 5ZM105 18H108V17L105 15ZM161 27H163V25H161ZM261 27L264 28V22H262ZM29 30L35 31L36 29L33 28V29H29ZM155 41L156 42L162 41V43H159V46L155 50L160 55L167 58L168 54L172 51V48L170 46L171 42L169 40V37L164 35V34H157L155 36ZM68 43L71 44V40H69ZM261 44H262V46H264V41H262ZM173 59H175V57H173ZM259 75L261 77H264V70H261ZM256 84L261 90H264V81L257 79ZM177 111H179V109H177ZM173 116H174V114L170 115L169 118H173ZM201 119H203V117H198L197 123H199V120H201ZM157 120H159V114H157ZM161 123L163 124V122H161ZM191 123H192V121L189 120L188 124L191 125ZM181 126H183V125H181ZM190 131H191L190 128L187 131H185L184 136H187ZM229 139H231L233 144H237V145L242 144V141H236L234 135L229 137V133L225 132L224 137L221 138L217 144H214L212 146L213 149H215L216 147H219L220 149L224 150V154L226 155L228 151H231V148L228 147ZM176 143L177 142L174 140L173 145L175 146ZM261 151H262V153H264V149H262ZM213 155H215V152H213ZM262 159H264V155H262ZM261 171L264 172V169H262ZM260 185H261V187H264V178H261ZM261 195L264 196V193H261ZM117 211H122V210L117 209ZM125 224L127 225V220H125ZM128 226L131 227V225H128ZM262 227H264V225H262ZM204 246L207 247V242H205ZM131 247L134 248L137 252L139 251V245L134 243ZM208 250L211 251L212 249L209 248ZM146 255L151 256L153 258V259L148 260L147 264H175V261H176L175 256L170 257L168 253H165L163 251L160 253H156L153 251L150 253H146ZM157 257H159V258H157ZM49 261L51 262V264H56V261L52 260L51 255L49 256ZM49 261H45L44 264H49ZM25 264H40V262L39 261H31V262L25 261ZM113 264H114V262H113ZM133 264H135V260L133 261ZM141 264H143V260L141 261Z\"/></svg>",
    "mask_w": 264,
    "mask_h": 264
},
{
    "label": "flooded vegetation",
    "instance_id": "af4514ba",
    "mask_svg": "<svg viewBox=\"0 0 264 264\" xmlns=\"http://www.w3.org/2000/svg\"><path fill=\"white\" fill-rule=\"evenodd\" d=\"M56 185L67 186V185H68V183H65V182H60V183H58V184H56Z\"/></svg>",
    "mask_w": 264,
    "mask_h": 264
}]
</instances>
